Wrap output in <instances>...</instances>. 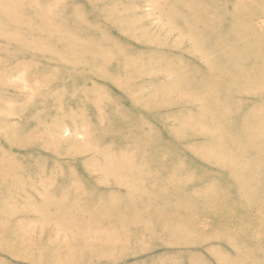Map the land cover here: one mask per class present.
I'll list each match as a JSON object with an SVG mask.
<instances>
[{
    "label": "rangeland",
    "instance_id": "1",
    "mask_svg": "<svg viewBox=\"0 0 264 264\" xmlns=\"http://www.w3.org/2000/svg\"><path fill=\"white\" fill-rule=\"evenodd\" d=\"M0 11V264H264V0Z\"/></svg>",
    "mask_w": 264,
    "mask_h": 264
},
{
    "label": "bare ground",
    "instance_id": "2",
    "mask_svg": "<svg viewBox=\"0 0 264 264\" xmlns=\"http://www.w3.org/2000/svg\"><path fill=\"white\" fill-rule=\"evenodd\" d=\"M0 1H2V0H0ZM1 12V11H0ZM238 71V70H237ZM219 72H223V71H219ZM211 87V86H210ZM214 87V86H213ZM244 87L245 88H247L248 87V85H243L242 87H241V89H244ZM249 141H250V139H249ZM248 168V167H247ZM244 170V169H243ZM240 174H242V173H240ZM3 232V231H2ZM0 235H2V234H0ZM6 235H7V233H6ZM25 235V234H24ZM24 235H22V236H24ZM3 241V240H2ZM27 249V248H26ZM26 253H27V251H26ZM25 254V253H24Z\"/></svg>",
    "mask_w": 264,
    "mask_h": 264
}]
</instances>
